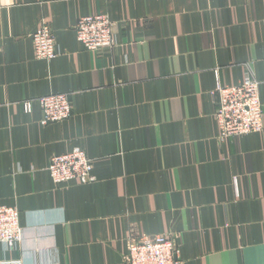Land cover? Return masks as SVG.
<instances>
[{"label": "crops", "instance_id": "crops-1", "mask_svg": "<svg viewBox=\"0 0 264 264\" xmlns=\"http://www.w3.org/2000/svg\"><path fill=\"white\" fill-rule=\"evenodd\" d=\"M96 14L119 23L112 51L77 42ZM247 72L264 107V0H0V206L23 230L0 264H124L130 238L159 235L182 264H264V130L219 142L211 95ZM51 94L72 112L43 126ZM75 149L93 182L55 185L50 159Z\"/></svg>", "mask_w": 264, "mask_h": 264}, {"label": "built area", "instance_id": "built-area-1", "mask_svg": "<svg viewBox=\"0 0 264 264\" xmlns=\"http://www.w3.org/2000/svg\"><path fill=\"white\" fill-rule=\"evenodd\" d=\"M119 23L106 16H85L75 26V37L86 51H112L118 46L116 28ZM33 55L38 60L50 62L59 54L55 38L47 22H43L31 37ZM259 82L251 73L242 77L235 86L217 84L211 95L215 98L214 118L217 124L218 141L259 134L264 130V107L260 102ZM40 108V123L45 126L64 122L71 116L72 108L69 95L51 94L36 99ZM25 112H30V103L23 102ZM92 160L81 149L68 154L53 156L47 171L55 185L76 181L81 185L93 182ZM20 215L15 208L0 206V246L5 251L16 249L23 239ZM127 251L123 255L124 264H182L179 248L168 237L159 235L130 238ZM6 264H19L8 262Z\"/></svg>", "mask_w": 264, "mask_h": 264}]
</instances>
